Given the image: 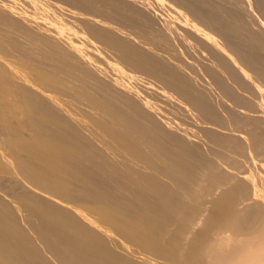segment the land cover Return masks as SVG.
Segmentation results:
<instances>
[{"label":"bare ground","instance_id":"1","mask_svg":"<svg viewBox=\"0 0 264 264\" xmlns=\"http://www.w3.org/2000/svg\"><path fill=\"white\" fill-rule=\"evenodd\" d=\"M154 1L47 0L18 13L3 4L19 3L0 4V63L13 83L31 84L22 94L43 138L29 164L13 154L14 166L81 217L41 200L48 214L27 213L28 191L14 209L55 264H264V0H165L197 33ZM44 16L74 25L76 38ZM78 34L87 39L73 48ZM94 46L136 81L107 78ZM18 59L36 63L33 80ZM65 89L106 119L62 102ZM14 209L0 199V260L45 264L38 251L43 260L29 261ZM34 209L54 227L36 228Z\"/></svg>","mask_w":264,"mask_h":264},{"label":"rangeland","instance_id":"2","mask_svg":"<svg viewBox=\"0 0 264 264\" xmlns=\"http://www.w3.org/2000/svg\"><path fill=\"white\" fill-rule=\"evenodd\" d=\"M0 1H2L0 3L1 5L3 3H5L4 0H0ZM5 1H6L5 4H8L10 2L19 3L18 5L17 4L14 5V4H11V3H10L11 5H4L3 4V6L6 9L8 8V10H10L8 6H10V7L12 6L11 7V11H12V8L15 6L14 8L16 9V11H13V12H16V13H18V11H21L22 10L21 8H23L24 10L25 9H28L30 7L35 8V7H33L34 6L33 5V2H35L33 0H30V1L29 0H20L19 2H17L18 0H9V1L8 0H5ZM36 1H37V2H35L36 5H37V6L35 5L36 7H38V4L39 3H43V2H46L47 3V0H36ZM159 1L160 2L158 3V5L156 4V2H158V1H156V2L154 1L155 2V5H156L155 10L156 9L158 10V8H159L161 10H159L158 12L161 13V11H162V13H163V11H164L163 8H164L165 9L164 13H166V11H167V13L170 14V15L169 14H167V15L169 17H172L171 19L178 18L177 16L180 15L179 17H181V19L186 24H189V26L186 25V28L185 27L184 28L187 29L190 32L193 31V32L197 33V29H195L196 26H194L193 19L190 16H188L186 14H182L183 12L182 11H179L180 9L176 8L173 5V3L169 2V1L168 2L167 1L165 2V0H164V2H163V0H159ZM20 4H22V5L20 6ZM159 4H160V6H159ZM1 5H0V8H4L3 6L1 7ZM32 10H34V9H32ZM172 11L178 12L179 14L178 13H174ZM45 13H46V11L43 12L44 15H45ZM53 14H54V11H49L48 14H47V16H52ZM59 14H60V12H59ZM25 16H28V14H25ZM42 19L46 20L48 24L53 25L55 27V32H56V34L59 37H63V33L68 32L69 35H70V33L73 35V38L74 39L76 38L74 36V34H73L74 32L71 30L72 27H75L74 25H72L71 29H68V28H63V27H60V26H55L53 24V21L51 20L50 17H45L44 16ZM181 19H179V20H181ZM68 24H70V23H68ZM190 25H193V26H190ZM206 33L207 32H205V34ZM72 35H70V36H72ZM77 39H78V41H73L69 45L71 47H73V48H77L78 46L81 45V40L87 39V37L84 36V35L78 34L77 35ZM65 41H67V40H65ZM93 53H94V55H96V57L98 58V60H100L101 69L103 70V72L105 73V75H106L107 78H110V77H113V76H117V78L118 77H120V79L123 78L122 79L123 81H124L125 77L128 80H131L133 82L136 81L135 80V77L133 75H131L130 73H126L122 69V67H121V65H120L119 62L112 61V60L106 58L100 52V50H99L98 47L94 46ZM46 54L47 55H50L51 54V51L50 50H46ZM15 62H12V64L14 65V67L16 68V70L19 69L20 71H23L31 80L34 79L33 76H34L35 71H36V63L34 61H25V60H22V59H18ZM188 63H186V64L187 65H193V64H188ZM50 64L56 66V63L55 62H50ZM186 70H188V69H186ZM197 71H198V69H197ZM114 72L116 74H114ZM9 74H10V72L6 68L5 64L4 63H0V107H2L4 109V110L1 109V111L2 112L5 111L3 113L6 115V119L8 121V123L5 124V125H4V122H1L0 121V199L3 200V201H5L8 205L13 206V209H14L15 207H14V204L13 203L16 202V201L15 200L13 201V199H14L13 197L16 196V195L18 197V195L25 194L26 191H28L27 193L31 197H33L31 201H33V199H35L34 200L35 203L29 205V202L30 201H27L28 203L25 201L27 203V205H25L24 200H20L21 203L19 202L21 204V206H24L25 207V209L29 208V209H27V213H29L30 208H36V209H40L42 211L47 210V211H44V212H46V213L48 212V209L47 208L46 209L41 208L42 206L39 204V202L36 203L37 200L44 201V205H51V204L52 205H57L58 207H60L61 210L65 211V212H68V213H73V210H76L77 208H71L72 206L70 204L64 202L65 200H62L60 197H52V196H49L46 193V190H42L41 191V190H38V189H35V188L29 186L27 184V182L23 179L22 175L18 172V170L14 166V156H13V154H16L18 157H20L24 163L29 164V161H30L29 160V157L31 155L30 154L31 150L38 149L39 148L38 146L43 143V138L40 135H37L36 130L34 129V127L29 122V118H30L31 115L28 114V111H27V108H26V104H25V101H24V97H23V94H22V88L25 89L24 85H27L28 87L31 88V84L30 83H26V82H24V81H22L20 79L16 80L13 83V80H10L9 79ZM119 74L121 76H123V77L121 78V76ZM198 74L196 76H198L199 78L198 77L197 78L198 79H201L200 76H202V75L199 74L200 75L199 76ZM124 75H125V77H124ZM114 79H116V78H114ZM69 87H71V86H69ZM55 88H57V89L60 90L63 87L61 88V85L58 84V85H55V86H52V87L48 88V90L53 91ZM59 97L62 100V102H64L65 104H67L71 108H78V109H81L82 111H86L88 113L95 114L96 116L100 117L101 119H106V117L99 110L94 109L85 99H82V98L76 99L75 97H73L72 93L70 91H68L67 89L64 90V95L63 96L60 95ZM157 104H155L156 105L155 106V109L156 108L159 109V110H156L157 113L160 112V114L164 115L165 112L167 111L166 109H168L169 112H167L166 115L168 117L169 116L168 113H169L170 114L169 118H171L172 112L170 113V111H174V110H172V109L169 110V108H167L165 105H163L162 108L161 107L158 108L157 107ZM164 106L166 107V109H165ZM161 109H163L165 112L164 111H161ZM71 111H72V109H71ZM78 113H79V111H78ZM174 114H175V112H174ZM174 114H172V117H174V119L172 118V121L173 120H175L176 122L180 121L181 118L178 117V116H176V115H174ZM79 118H84V117H82V115L79 114ZM190 118L192 120H194L193 117H190ZM1 124H3V125H1ZM6 125H7V127H6ZM184 126H189V125L186 124ZM84 133H87V132L84 131ZM11 140L14 141V142L12 143ZM8 142H10V146H9ZM11 144H12V146H11ZM44 159H46V158L44 157ZM11 190L13 192H11ZM10 196H12V197L10 198ZM18 198H20V197H18ZM47 202L49 204H46ZM30 203H32V202H30ZM22 204H24V205H22ZM15 205H16V203H15ZM28 205L30 207H27ZM32 206H34V207H32ZM207 209L210 210L211 209V205L208 204L207 205ZM40 210H35L34 209L32 213L30 212L31 215H33L34 211L35 212L36 211H39V214L36 212L35 213L36 216L33 215V216H35V218L33 216H32L33 218H31V220L33 219L35 221L36 228L42 227V226L39 225V223L40 222H43V221L44 222H48V223H46V224H49L48 227L49 226H51V228L54 227V222L52 223V221L50 220L49 215H47L48 213L47 214L44 213V212L41 213L42 211L40 212ZM16 211L17 210L14 209L15 215L17 217V222H19L18 225H21L22 227L21 226L20 227L23 229L24 233L28 234L27 236H29V241L30 242L27 241V240H26L27 242L25 241L27 244L23 245V248L25 246L24 250L26 249V246L28 245V243H30L29 245H32V246L30 248L28 247L29 248V249L27 248L28 250L26 249L27 250V253L29 254L28 256L29 257H31V255L33 256V252H31V250L32 251H35L34 254L37 253L36 251H38L37 255L40 254L39 257H41V258L44 259V261H42L43 259H41V258H40L41 260L40 259L39 260H36V259H33V257H34L33 256V257L29 258V261L30 260L36 261V262L37 261L38 262L39 261L40 262L42 261L45 264H55V261H54L53 257L51 256L50 252L43 246V244L38 240V238H36L32 232H31L32 234L30 233V235H29L28 232L31 231V230H28V226L26 225V223H23L24 221L19 216L18 211L17 212ZM76 211H78V210H76ZM78 212L73 213V215L75 214L74 216L77 215L76 216L77 218H79V215L81 217L80 212L79 213ZM207 213H208V210L204 213V215L206 216ZM20 214L22 215V212H20ZM40 214L41 215L42 214H45V216L43 215L44 217L41 216L42 217L41 218V217L38 216ZM17 215L20 218H18ZM37 216H38L39 219L37 218V221H36L35 219H36ZM46 217L49 218V219H47ZM45 218L47 219V221L44 220ZM20 221L22 223H20ZM34 221H33V223H34ZM24 225H26V226L24 227ZM37 225H39V226H37ZM33 226H35V224H33ZM46 228L47 227H45V229ZM2 229L5 230V228L1 227V230ZM24 229H26V230H24ZM41 229H44V227L41 228ZM7 231H9V230H7ZM6 233L9 234V232H6ZM10 236H12V234H10ZM13 236H12L13 239L11 237L12 241H15L14 239H16V241H19L17 239V236H15V235H13ZM125 243H127L130 247H133L132 244H131V242H125ZM26 250H25V252H26ZM35 257H37V256H35ZM6 260H7V258L5 260H3L1 258L0 264H9V263H7L8 260L7 261ZM9 262H11V261L9 260ZM158 262H160L161 264H165V262L163 263V261H161V260H159ZM11 264H14V263H11Z\"/></svg>","mask_w":264,"mask_h":264}]
</instances>
